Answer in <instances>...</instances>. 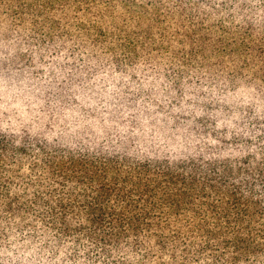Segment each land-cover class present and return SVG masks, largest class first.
<instances>
[{
  "label": "trees",
  "instance_id": "obj_1",
  "mask_svg": "<svg viewBox=\"0 0 264 264\" xmlns=\"http://www.w3.org/2000/svg\"><path fill=\"white\" fill-rule=\"evenodd\" d=\"M0 191L103 257L141 243L130 216H238L154 235L238 262L264 210V0H0Z\"/></svg>",
  "mask_w": 264,
  "mask_h": 264
},
{
  "label": "rangeland",
  "instance_id": "obj_2",
  "mask_svg": "<svg viewBox=\"0 0 264 264\" xmlns=\"http://www.w3.org/2000/svg\"><path fill=\"white\" fill-rule=\"evenodd\" d=\"M23 174L27 176L23 179L25 182L40 177H44L41 178L43 182L49 183L52 180L39 172L29 174L25 170ZM1 194L0 191V250L8 255H11V250L25 252V257L31 264H101L100 260L103 259L109 260V264L124 263L128 249L134 255L129 257L126 264H264V210L262 215L253 217L251 229L240 232L249 236L251 251L242 254L238 262L224 260L222 256L209 253L204 248L200 252L192 249L164 252L154 238V235L160 234L165 238L175 235L191 244H201L203 227H221L226 232H232L238 216H130L134 224H138V230L134 233L141 234V243L113 249V253L103 257L100 243L82 236L81 240H77L79 245H75L72 241L76 239L72 236L58 234L53 219L47 216L48 213H33L28 207L29 200L26 199H21L20 204L9 206L8 199ZM18 194H21L18 190L13 192L10 200L14 201ZM126 217L128 216H124ZM126 234L127 231L124 232ZM48 245H57V248L51 252L48 251ZM166 246L171 250L174 245L166 238ZM140 256H144L146 261L141 260Z\"/></svg>",
  "mask_w": 264,
  "mask_h": 264
}]
</instances>
